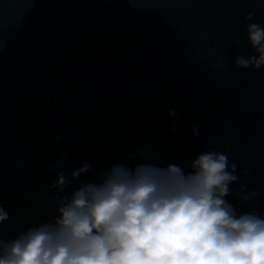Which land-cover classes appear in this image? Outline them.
Segmentation results:
<instances>
[{"label": "water", "instance_id": "1", "mask_svg": "<svg viewBox=\"0 0 264 264\" xmlns=\"http://www.w3.org/2000/svg\"><path fill=\"white\" fill-rule=\"evenodd\" d=\"M253 22L264 0H0V236L52 222L55 196L114 164L188 174L206 151L237 165V213L264 217V66L234 64L256 55ZM61 171L70 184L49 191Z\"/></svg>", "mask_w": 264, "mask_h": 264}, {"label": "clouds", "instance_id": "2", "mask_svg": "<svg viewBox=\"0 0 264 264\" xmlns=\"http://www.w3.org/2000/svg\"><path fill=\"white\" fill-rule=\"evenodd\" d=\"M254 18V12L245 16ZM246 31L256 55H237L234 64L258 70L264 66V26L253 22ZM193 133L198 137L199 129ZM224 148L230 151V145ZM191 167L185 174L175 164H114L101 183L55 196L58 215L52 222L11 241L0 236V264H264V217L238 214L226 199L230 185L239 182L237 165L224 152L206 151ZM90 168L84 163L72 178ZM57 176L49 191L63 193L71 181L62 171ZM235 195L247 202L259 194L242 185ZM8 219L0 204V225Z\"/></svg>", "mask_w": 264, "mask_h": 264}]
</instances>
